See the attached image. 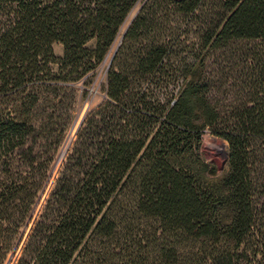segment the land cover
<instances>
[{"label":"trees","instance_id":"trees-1","mask_svg":"<svg viewBox=\"0 0 264 264\" xmlns=\"http://www.w3.org/2000/svg\"><path fill=\"white\" fill-rule=\"evenodd\" d=\"M135 6L36 208L35 116ZM206 130L228 147L212 177ZM0 264H264V0H0Z\"/></svg>","mask_w":264,"mask_h":264},{"label":"rangeland","instance_id":"rangeland-1","mask_svg":"<svg viewBox=\"0 0 264 264\" xmlns=\"http://www.w3.org/2000/svg\"><path fill=\"white\" fill-rule=\"evenodd\" d=\"M136 9L137 6L126 17L112 49L96 68L89 84L86 85L79 82L74 87L68 88L61 93L62 99L58 106L51 107L45 104V106H41L38 114H36L34 125L30 129L26 143L22 149L25 154L19 156L20 164L27 170L37 171V169H41L45 165L48 167L44 187L39 193L36 208L43 201L64 158L63 155H65V151L70 148L74 141L77 129L86 113L103 102L104 93L102 85L108 62ZM52 47L56 55L62 53V45L59 42H54ZM223 144L226 145L225 148L222 146ZM77 148L80 151V146H77ZM227 149V142L222 137L211 133L209 130L202 133L199 155L207 167H211V165L215 166V172L209 173L210 177L223 170L227 157ZM31 161H33L32 166H30ZM14 256L15 253L11 252L8 255V260H12Z\"/></svg>","mask_w":264,"mask_h":264},{"label":"bare ground","instance_id":"bare-ground-1","mask_svg":"<svg viewBox=\"0 0 264 264\" xmlns=\"http://www.w3.org/2000/svg\"><path fill=\"white\" fill-rule=\"evenodd\" d=\"M222 146H223L224 148L226 147V145H225V144H223Z\"/></svg>","mask_w":264,"mask_h":264}]
</instances>
